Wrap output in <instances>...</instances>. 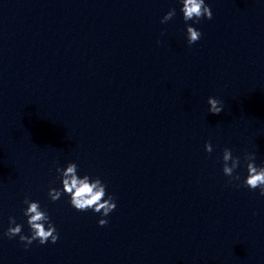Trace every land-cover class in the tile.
Here are the masks:
<instances>
[{
	"label": "water",
	"instance_id": "95a60500",
	"mask_svg": "<svg viewBox=\"0 0 264 264\" xmlns=\"http://www.w3.org/2000/svg\"><path fill=\"white\" fill-rule=\"evenodd\" d=\"M207 2L189 45L178 0H0V264H264V196L220 162H264V3ZM69 160L116 197L106 225L49 199ZM25 195L56 243L2 236Z\"/></svg>",
	"mask_w": 264,
	"mask_h": 264
},
{
	"label": "clouds",
	"instance_id": "9594fccd",
	"mask_svg": "<svg viewBox=\"0 0 264 264\" xmlns=\"http://www.w3.org/2000/svg\"><path fill=\"white\" fill-rule=\"evenodd\" d=\"M264 3V0H260ZM180 12L185 22V38L189 45L196 43L202 36L201 30L196 26L202 19H211L213 16L212 6L207 0H178ZM177 10L169 8L161 17V23H166L174 16ZM191 21V23H189ZM208 112L219 114L224 109V103L214 95L207 97ZM205 151L213 152V144L206 141ZM256 152H245L243 160L239 155H234L230 147H225L220 157L222 172L228 177L229 182L235 181L236 187H246L251 190H259V195L264 196V162L257 164ZM246 168V175L243 177L236 170ZM56 179L59 186L48 188V197L55 202L62 196L67 197L68 203L78 211L91 210L99 214L98 224L104 226L108 223V217L117 207L116 197L108 192L107 184L99 175L82 172L79 165L72 160L64 166L57 165ZM21 209L25 222L28 225V233L23 231L25 222H17L15 216L8 217V227L3 231L2 236L9 239L18 236L24 248L32 243L38 242L41 245L56 243L60 233L56 224L51 219L47 206L41 204L40 200L32 199L28 195L22 201Z\"/></svg>",
	"mask_w": 264,
	"mask_h": 264
}]
</instances>
